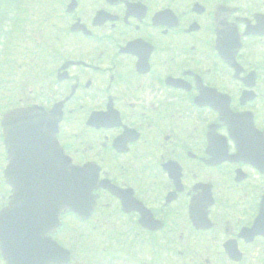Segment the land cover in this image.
<instances>
[{"label":"flooded vegetation","instance_id":"1","mask_svg":"<svg viewBox=\"0 0 264 264\" xmlns=\"http://www.w3.org/2000/svg\"><path fill=\"white\" fill-rule=\"evenodd\" d=\"M71 2L17 106L66 100L65 154L114 193L56 234L68 264H264V0Z\"/></svg>","mask_w":264,"mask_h":264},{"label":"water","instance_id":"2","mask_svg":"<svg viewBox=\"0 0 264 264\" xmlns=\"http://www.w3.org/2000/svg\"><path fill=\"white\" fill-rule=\"evenodd\" d=\"M60 121V111L29 108L3 122L6 176L13 188L9 207L0 212V248L8 264H52L55 244L48 237L60 210L69 206L80 215L84 209L73 198L87 197L95 187V169L76 168L62 157L56 140Z\"/></svg>","mask_w":264,"mask_h":264},{"label":"rangeland","instance_id":"3","mask_svg":"<svg viewBox=\"0 0 264 264\" xmlns=\"http://www.w3.org/2000/svg\"><path fill=\"white\" fill-rule=\"evenodd\" d=\"M6 1L7 2H4L2 0L0 5V85L3 84V86H0V120L3 117L1 116L3 111H8L9 109L11 110V108L16 106L17 102L12 103L10 100L11 97H17V101L19 99H23L25 102L26 99L31 96L29 91L36 85L34 82L35 78L46 76V72L48 70L42 61L45 59L39 58L37 55L34 56L33 53L35 51H33L31 54V42L24 44V35L22 36V34H18L17 26L19 27V25H17L18 22L16 19L18 17H25L26 19H29L30 15H32V21H34V19H36V17L39 15V7L41 6L40 4L36 3L41 2L48 4V1L22 0L25 12L22 14L17 12L16 5H12V0ZM46 8V5L42 6L44 12L46 11ZM47 11L50 12V9ZM6 12L7 16L3 20ZM33 15L36 16L33 17ZM34 27L30 25V28L28 29L29 35L32 33L30 29ZM35 33H37L39 37L41 36L43 38L42 45L52 49L54 48L53 50L60 49V47L54 44V42L49 37L43 34V31L37 30ZM57 54L60 55L61 51H58ZM18 65H21L22 68H18ZM4 154L5 152L1 146L0 165L3 164L2 160ZM3 166H5V163ZM3 181L4 180L0 175V194H3L6 190V188L3 186ZM1 201L2 199L0 197V204ZM83 240L82 233H75L69 235L68 244L77 245L80 248ZM79 250L90 252L93 251L94 248L92 245L87 248V245L83 242V245Z\"/></svg>","mask_w":264,"mask_h":264},{"label":"trees","instance_id":"4","mask_svg":"<svg viewBox=\"0 0 264 264\" xmlns=\"http://www.w3.org/2000/svg\"><path fill=\"white\" fill-rule=\"evenodd\" d=\"M4 1V0H3ZM1 2H2V0H0V5H1Z\"/></svg>","mask_w":264,"mask_h":264}]
</instances>
